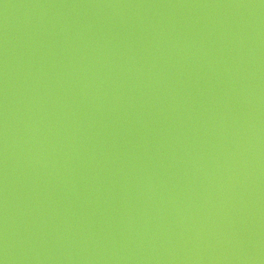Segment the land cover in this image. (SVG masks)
Here are the masks:
<instances>
[{"label": "water", "instance_id": "obj_1", "mask_svg": "<svg viewBox=\"0 0 264 264\" xmlns=\"http://www.w3.org/2000/svg\"><path fill=\"white\" fill-rule=\"evenodd\" d=\"M3 264H264V0H0Z\"/></svg>", "mask_w": 264, "mask_h": 264}, {"label": "clouds", "instance_id": "obj_2", "mask_svg": "<svg viewBox=\"0 0 264 264\" xmlns=\"http://www.w3.org/2000/svg\"><path fill=\"white\" fill-rule=\"evenodd\" d=\"M0 262H2V264H3V261H0Z\"/></svg>", "mask_w": 264, "mask_h": 264}, {"label": "snow or ice", "instance_id": "obj_3", "mask_svg": "<svg viewBox=\"0 0 264 264\" xmlns=\"http://www.w3.org/2000/svg\"><path fill=\"white\" fill-rule=\"evenodd\" d=\"M0 264H2V262H0Z\"/></svg>", "mask_w": 264, "mask_h": 264}]
</instances>
